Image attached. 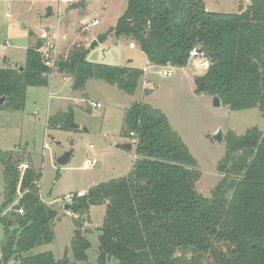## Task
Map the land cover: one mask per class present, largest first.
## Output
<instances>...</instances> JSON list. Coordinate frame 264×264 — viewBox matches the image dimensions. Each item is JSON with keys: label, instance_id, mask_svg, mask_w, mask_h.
<instances>
[{"label": "trees", "instance_id": "1", "mask_svg": "<svg viewBox=\"0 0 264 264\" xmlns=\"http://www.w3.org/2000/svg\"><path fill=\"white\" fill-rule=\"evenodd\" d=\"M112 33L136 41L156 66L185 67L190 50L200 44L211 64L197 78L198 84L205 83L197 91L218 96L231 110L259 108L264 113V0H251L238 13L209 11L205 0H182L181 23L166 0H129L116 25L98 41ZM42 46L39 39L27 48L24 66H10L4 58L0 110H23L28 87L50 84L53 69L44 62ZM88 53L75 44L56 63L59 72L74 77L73 90L100 79L128 94L136 92L143 69L91 62ZM73 118L70 107L49 118V127L69 130ZM122 136L136 139L138 158L130 172L92 186L69 206L78 214L71 244L76 263L88 261L91 248L83 220L92 204H105L98 264L112 258L117 264H264V133L258 127L243 135L226 134L225 155L217 166L223 177L209 197L197 191L198 161L162 110L145 102L131 104ZM24 154L0 149L5 235L0 264H69L68 250L60 259L53 251L31 254L54 241L58 211L41 197V172L30 164L20 170L26 159L30 163Z\"/></svg>", "mask_w": 264, "mask_h": 264}, {"label": "rangeland", "instance_id": "2", "mask_svg": "<svg viewBox=\"0 0 264 264\" xmlns=\"http://www.w3.org/2000/svg\"><path fill=\"white\" fill-rule=\"evenodd\" d=\"M128 1L85 0L78 8H70L71 4L67 6V2L62 0H0V66L4 65L5 56L11 58L12 63L25 62L26 48L35 39L30 36V31H41L44 27H50L51 32H45L47 37H43L46 41L51 40L53 33L59 30V40L65 42L64 45H69L77 37V40L82 38L89 42L87 49L90 53L86 58L88 61L148 69L146 77L149 82L143 78L144 82L140 81L134 94H128L104 80L90 79L83 89L86 98L84 101L70 99L64 111L56 107L64 106L66 101L55 103L56 109H53L51 117L68 112V106L72 105V120L79 125L77 128L70 126L71 129L66 130L56 126L49 127V86L30 87L26 92L23 110H0V149L11 150L15 147V151L24 152L26 157H30V163L29 159L24 163L41 172L38 180L40 194L42 193L48 205L58 211V219L54 225V241L37 246L31 254L53 249L56 256L62 258L68 250L69 264L76 263L71 257V244L76 229L74 219L78 214L74 215L71 209L66 208L64 197L80 190H85L86 194L94 183L126 176L133 168L138 158L136 139L126 138V142L122 136L125 114L131 104L149 103L166 114L173 129L182 137L198 161L201 177L196 183V189L207 197L211 196L212 190L223 177L217 166L225 155L226 134L233 131L237 135H243L252 127H258L264 133V113L259 108L231 110L223 104L215 106L214 96L198 92L197 78L202 76L205 70L197 69L194 63L185 67H174L172 75H164L162 66L149 64L146 54L136 41L124 36L118 37L114 33L110 34L105 42H98L92 47L96 36L108 33L115 26ZM205 2L209 11L238 13L240 6H247L251 0ZM49 6L54 10L51 16L46 17ZM70 9L76 10L73 11V17L67 15L66 11ZM94 18H98L99 24L85 31L81 23ZM57 72L56 68L55 73ZM65 75L62 76L67 78L68 74ZM73 80L74 77L70 76L71 85ZM93 102H99L101 106H92ZM219 131L222 132L221 141L214 138ZM127 143L132 144L131 149L124 147ZM25 148L26 151H23ZM67 151H72L69 162L59 164L58 157ZM94 158L97 162L87 167L86 162ZM2 169L0 165V205L4 200ZM47 201H53V204ZM9 209L10 206L6 211ZM91 217L90 228H83L91 241L87 264H98V227L104 221L105 206H95ZM86 220L84 218L83 222ZM4 238L3 226L0 223V247ZM117 263L115 258L108 262ZM7 264L20 263L12 260Z\"/></svg>", "mask_w": 264, "mask_h": 264}, {"label": "crops", "instance_id": "3", "mask_svg": "<svg viewBox=\"0 0 264 264\" xmlns=\"http://www.w3.org/2000/svg\"><path fill=\"white\" fill-rule=\"evenodd\" d=\"M62 1H64V3H66L67 2V6L69 5V4H72L73 2H75V1H73V0H62ZM53 10H54V8H52V13H53ZM73 11H76L75 9H70V10H68V11H66L67 12V15L68 16H71V17H73L74 15H75V13L73 12ZM125 11V10H124ZM123 11V12H124ZM123 12L118 16V18L123 14ZM52 13H51V15H52ZM47 14V13H46ZM51 15H49V16H51ZM49 16H47L46 15V17H49ZM118 18H117V20H118ZM94 19H98V18H94ZM94 19H92V20H94ZM91 20V21H92ZM117 20H116V22H117ZM91 21H88V22H82L81 24L82 25H84V24H86V23H89V22H91ZM116 25V24H115ZM94 26H97V25H93V26H91V27H94ZM51 28L50 27H44V28H42V30L41 31H36V30H31L30 31V33L32 32L33 33V35H30L31 37H34L35 39H33L32 40V43L31 44H34L35 42H37V40H39V39H42L43 40V46H42V48H41V51H45L46 50V47L48 46L47 45V43H50L51 44V47H53L54 49H55V53H56V55L60 58V57H66L68 54H69V52H70V50H71V48L75 45V44H78V45H83L84 47H88V43L89 42H87L86 40H83L82 38H79L78 40H77V38H75V40L74 41H72L71 43H69V45H64V44H66L65 42H63V41H61V39L59 40V38H60V31L58 30V32H55V33H53V36H52V39H55L56 41L55 42H53V41H51V40H48V41H46L43 37H47V35H46V33L45 32H47V34L48 33H50L51 32ZM43 31H44V34H43ZM89 31V30H88ZM29 33V34H30ZM64 35V34H63ZM100 35V34H99ZM98 35V36H99ZM98 36H96L95 37V40H97L98 41ZM63 37H65V35L63 36ZM98 42H100V41H98ZM101 43H103V42H101ZM31 44H29L28 46H27V48L31 45ZM27 48H26V51H27ZM89 53H90V51H89ZM89 55V54H88ZM88 55H87V57H88ZM5 57H7V56H5ZM4 57V58H5ZM4 58H3V61H4ZM7 59H8V64L9 65H12V66H15V65H18V66H24V64H25V62H26V59H25V62H13L12 63V60H11V58H8L7 57ZM149 64L150 65H153V64H151L150 63V61H149ZM111 65H113V64H111ZM155 66V65H154ZM129 67V66H128ZM130 67H132V66H130ZM143 70L145 71L144 72V75L142 76V78H141V80H142V83L144 82L143 81V78H146V80H147V82H149V78L148 77H146V73L148 72V69H146V68H143ZM66 73H62V72H57V74L55 73L54 74V76L50 79V84L48 85L49 87H50V96H51V103L49 104V108H48V120H49V118L51 117V115H53L52 113H54L53 112V109H54V104L55 103H58V102H65V105L64 106H60V105H58L56 108H58V107H60V109L62 110V111H64V109L65 108H67V103H68V101L71 99V100H78V101H84L86 98L84 97L85 96V92L82 90H73V88H72V85H71V82H70V76L69 75H67V78H64L63 76L65 75ZM63 75V76H62ZM65 75V76H66ZM140 80V81H141ZM30 87H28V89H29ZM27 89V90H28ZM79 92H80V94H79ZM78 96V97H77ZM99 103V102H98ZM69 107H72V105H69L68 106V108ZM55 108V109H56ZM54 109V110H55ZM124 137V136H123ZM123 139H125V141L127 142V140H126V137H124ZM15 150L16 148L14 147V148H12L11 150ZM126 149H128V148H126ZM23 151H26V148L23 150ZM88 167V166H87ZM37 183H38V181H37ZM99 183V182H98ZM98 183H94L93 184V186L94 185H96V184H98ZM91 188V187H90ZM80 191H85V190H80ZM41 192V191H40ZM77 193V192H76ZM41 196H42V198H43V200L44 201H46L45 199H44V197H43V195H42V193H41ZM49 204H53V201H47ZM95 206H97V205H91V207H90V210H89V217H88V219L85 221V223H84V228H86V230H88L90 227H89V225H90V223H91V221H92V217H91V212H92V209L95 207ZM103 206H105V210H106V205L104 204ZM74 215H76V214H74ZM98 229H99V227H98ZM49 251H53V253L55 254V257L57 258V259H60L59 257H57L56 256V253L54 252V250L53 249H51V250H49ZM88 263V261H86V262H78L77 264H87Z\"/></svg>", "mask_w": 264, "mask_h": 264}, {"label": "built area", "instance_id": "4", "mask_svg": "<svg viewBox=\"0 0 264 264\" xmlns=\"http://www.w3.org/2000/svg\"><path fill=\"white\" fill-rule=\"evenodd\" d=\"M98 24H99V20L94 19L91 22L84 24L83 29L85 31H88L91 28V26L98 25ZM7 44H8V41H7L6 45ZM6 45H5V47H6ZM47 45L48 46L46 47V50L42 51V54H43L45 64L53 69L51 76H50V79H51L55 74L56 63L59 60V57L56 55L55 49L53 47H51V44L47 43ZM189 63H194L196 68L199 70L203 69V70L207 71V69L210 67L211 61H210L206 51L201 47V45L196 44L195 46L192 47V49L189 52L188 64ZM162 67H163V74L170 76V75H172L175 66H173L171 64H167V65L162 66ZM92 106L99 107V106H101V104L93 102ZM96 162H97V160L94 158L92 161H87L86 166L91 167ZM28 167H29L28 163H22L19 166V168L22 170V172H24ZM84 195H85L84 191H79V192L74 193V194L73 193L67 194L64 197V203H65V205L70 206L74 202V199L76 197H83ZM18 211H19V213H23L22 209H19ZM66 211H68V210H66ZM69 213L70 212L68 211V214Z\"/></svg>", "mask_w": 264, "mask_h": 264}, {"label": "water", "instance_id": "5", "mask_svg": "<svg viewBox=\"0 0 264 264\" xmlns=\"http://www.w3.org/2000/svg\"><path fill=\"white\" fill-rule=\"evenodd\" d=\"M166 1H167L168 7L171 10V12L177 17L179 23H181V5H182V0H166ZM51 13H52V7L49 6L48 7V12H47L46 15L49 16V15H51ZM97 44H98V41L95 40L94 43L92 44V47L94 45H97ZM204 86H205V83L201 82L199 84V89L203 90ZM0 102H3V99L0 100ZM214 105L215 106H220L221 105V100H220V98L218 96H214ZM70 126L72 128L79 127V125L74 123L73 120H72ZM214 138L217 141H221L222 140V132L219 131L218 133H216ZM124 147H126L128 149H131L132 148V144L131 143H127V144L124 145ZM71 155H72V151H67L66 153H64L63 155L58 157L57 162L59 164H61V165H64V164L69 162ZM66 208H69V205H66Z\"/></svg>", "mask_w": 264, "mask_h": 264}]
</instances>
